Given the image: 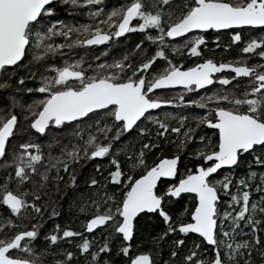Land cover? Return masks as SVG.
Here are the masks:
<instances>
[{
	"label": "snow or ice",
	"instance_id": "obj_1",
	"mask_svg": "<svg viewBox=\"0 0 264 264\" xmlns=\"http://www.w3.org/2000/svg\"><path fill=\"white\" fill-rule=\"evenodd\" d=\"M0 93V264H264V0H0Z\"/></svg>",
	"mask_w": 264,
	"mask_h": 264
},
{
	"label": "trees",
	"instance_id": "obj_2",
	"mask_svg": "<svg viewBox=\"0 0 264 264\" xmlns=\"http://www.w3.org/2000/svg\"><path fill=\"white\" fill-rule=\"evenodd\" d=\"M116 2L117 0H110V3H112L113 5H115ZM59 14L61 15V18H64L63 9H61V12ZM77 19L81 23L89 22L86 17H80L79 15H77ZM140 39H142V36L139 33H131L129 36L123 39V43L127 45H132L135 42H138ZM224 42H227V35L225 36ZM113 48H114V54L119 55V51H118L119 46L114 45ZM97 55H99V53H97ZM233 55H235V53H233ZM3 100H4L3 94L0 93V105L3 104ZM101 162L106 163L107 161L106 159L104 161H101L100 159H97L95 161H90L87 164H85L83 168L77 167V172L81 174L92 173L94 163H101ZM181 167H183V157H182ZM78 183H79V188L77 189V191H82L84 188L82 175H81V178L78 180ZM75 195L76 193H74L71 188L64 189L62 186L61 192L55 194V204L57 206V209L60 211V215L58 217H54L52 219L47 220L44 225V229H42V232L47 231L48 229H51L53 226V223H59L62 227L66 226V227H71L77 231H83V228L81 227V225L84 222V214H81L77 210V208L70 207L73 201V197ZM185 200H187V198H185ZM49 211H51V209H49ZM28 215L30 216L31 213H29ZM19 223L22 229L23 226L28 223V221L27 219H22ZM100 238H102V234L100 232H97L96 239L99 240ZM188 242L189 244H191L192 237H189ZM36 243L39 247L44 246L42 240H38ZM161 255L167 258V251L166 250L162 251ZM47 259H51V257H48ZM74 264H82V261L77 259L76 261H74Z\"/></svg>",
	"mask_w": 264,
	"mask_h": 264
},
{
	"label": "flooded vegetation",
	"instance_id": "obj_3",
	"mask_svg": "<svg viewBox=\"0 0 264 264\" xmlns=\"http://www.w3.org/2000/svg\"><path fill=\"white\" fill-rule=\"evenodd\" d=\"M130 34H131V33L127 34L126 37L129 36ZM226 35H227V34H226ZM226 35H225V36H226ZM176 91H178V89H177ZM169 94L171 95L172 93H169Z\"/></svg>",
	"mask_w": 264,
	"mask_h": 264
},
{
	"label": "rangeland",
	"instance_id": "obj_4",
	"mask_svg": "<svg viewBox=\"0 0 264 264\" xmlns=\"http://www.w3.org/2000/svg\"><path fill=\"white\" fill-rule=\"evenodd\" d=\"M83 23V22H82Z\"/></svg>",
	"mask_w": 264,
	"mask_h": 264
},
{
	"label": "water",
	"instance_id": "obj_5",
	"mask_svg": "<svg viewBox=\"0 0 264 264\" xmlns=\"http://www.w3.org/2000/svg\"><path fill=\"white\" fill-rule=\"evenodd\" d=\"M127 35V34H126Z\"/></svg>",
	"mask_w": 264,
	"mask_h": 264
}]
</instances>
